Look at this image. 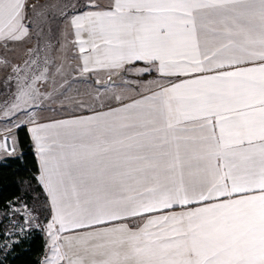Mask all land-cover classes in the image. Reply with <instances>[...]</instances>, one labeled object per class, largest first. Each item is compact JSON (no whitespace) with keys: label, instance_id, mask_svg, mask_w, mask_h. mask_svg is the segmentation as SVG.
Masks as SVG:
<instances>
[{"label":"snow or ice","instance_id":"snow-or-ice-1","mask_svg":"<svg viewBox=\"0 0 264 264\" xmlns=\"http://www.w3.org/2000/svg\"><path fill=\"white\" fill-rule=\"evenodd\" d=\"M32 16L0 0V41L29 37ZM69 25L82 72L109 80L92 115L32 121L51 208L41 264H264V0H86ZM40 51L11 66L5 115L45 98ZM153 70L167 83L125 102L126 75Z\"/></svg>","mask_w":264,"mask_h":264},{"label":"rangeland","instance_id":"rangeland-1","mask_svg":"<svg viewBox=\"0 0 264 264\" xmlns=\"http://www.w3.org/2000/svg\"><path fill=\"white\" fill-rule=\"evenodd\" d=\"M85 2L86 0H29L30 16H32L31 4L43 6L37 9L38 12L43 13L41 16H32L35 23L31 35L18 42L0 41V105L6 100L10 101L12 95L16 93L17 83L15 76L12 75L11 66H23L29 59V49H36L39 44L41 49L38 54L39 59L43 62L47 57L51 67L47 86L41 88L42 92L46 93L45 98L38 101L35 106L21 105V107H29L27 115H16L14 112H8L5 115L0 111V131L11 138L12 148H15L14 128L23 122L47 119L76 109L101 105L99 97L104 93L96 81L99 80L101 85L106 84L109 76L103 79L104 75L82 72L67 19L64 18V13L70 15ZM96 2L104 5L108 0H96ZM5 61L8 66H5ZM57 69L61 71L57 72ZM124 79H127L128 83L123 89V96L142 89L132 74L126 75ZM116 83H121V80H116ZM81 101L84 107H77L76 105ZM3 155L4 153L0 150V157ZM42 216L23 200L11 201L6 209L0 210V222H2L0 250L6 249L10 242L17 240L31 229H38L44 234L45 222H42Z\"/></svg>","mask_w":264,"mask_h":264},{"label":"trees","instance_id":"trees-1","mask_svg":"<svg viewBox=\"0 0 264 264\" xmlns=\"http://www.w3.org/2000/svg\"><path fill=\"white\" fill-rule=\"evenodd\" d=\"M13 136L16 151L0 157V210L6 209L11 201L20 199L35 212L41 213L42 222H45L50 209L37 180L39 168L26 125H17ZM44 242L42 232L31 229L10 242L6 249L0 250V264H40Z\"/></svg>","mask_w":264,"mask_h":264},{"label":"crops","instance_id":"crops-1","mask_svg":"<svg viewBox=\"0 0 264 264\" xmlns=\"http://www.w3.org/2000/svg\"><path fill=\"white\" fill-rule=\"evenodd\" d=\"M71 14L67 18V23H68L69 30H70V33H71V39H72V42H73V46H74V49H75L76 54H77V61H78L79 67L82 70L83 61L80 58L79 51H78V46H75L74 31L70 28V25H69V21L71 19ZM136 66L138 68H140V67H143L144 65H143V62H138ZM90 68H93L95 70L94 71H90L89 73H86V74L104 75L103 79H107V77L109 76L108 70L101 69L99 65L90 64ZM133 76L139 82V85H141L140 87L142 89H140L138 92H135L133 94H130V95H127V96H123L125 102H129L131 98H139V94H148V89L149 88L155 90L158 85H163V84L167 83L166 80L159 78L158 73H156L154 70L151 72V74L133 75ZM152 81H155L156 83H151ZM113 106H117V105L115 103H113ZM93 110H101V105L100 106H96V107H92V108H87V109H76V110L69 111L67 113H62L60 115H56V116H53V117H50V118H47V119H34V121L36 123H40V124H47V123H51V122L62 120V119H68V118H71L72 116L92 115L93 114ZM104 110H106V108ZM32 121L33 120H29V121L23 122L21 124H25L26 125L28 133H29V136L31 138L33 149H34L35 156H36L37 163H38V168H39V171H38V174H37V180L41 184V186H42V188H43V190L45 192V195H46V198H47V202H48V205H49V209H50L49 218L45 221V228H44L45 231H44V234H43L44 241H45L44 242V249H43V253H42V255L40 256V259H39L40 260V264H41V261L45 258V255L46 254H50V253H48V235H47V227L46 226H47L48 222L51 219V208H50V198L47 195V192H46V190L44 188V185L41 183V181L39 179V177L41 175V172H42L41 158H40L39 153L36 151L35 141L32 139L33 133L31 131V129L35 126V124ZM177 210H179V209H177Z\"/></svg>","mask_w":264,"mask_h":264},{"label":"built area","instance_id":"built-area-1","mask_svg":"<svg viewBox=\"0 0 264 264\" xmlns=\"http://www.w3.org/2000/svg\"><path fill=\"white\" fill-rule=\"evenodd\" d=\"M5 138H7V144H8V147L11 149L12 148V145H11V138L5 133V132H1L0 131V145H2L5 141ZM3 153L7 154L9 152L7 151H3L1 150Z\"/></svg>","mask_w":264,"mask_h":264}]
</instances>
